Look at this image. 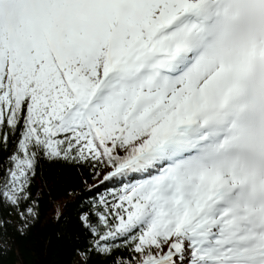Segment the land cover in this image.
<instances>
[{"label":"snow or ice","instance_id":"snow-or-ice-1","mask_svg":"<svg viewBox=\"0 0 264 264\" xmlns=\"http://www.w3.org/2000/svg\"><path fill=\"white\" fill-rule=\"evenodd\" d=\"M41 162L79 264H264V0H0V254Z\"/></svg>","mask_w":264,"mask_h":264},{"label":"trees","instance_id":"trees-1","mask_svg":"<svg viewBox=\"0 0 264 264\" xmlns=\"http://www.w3.org/2000/svg\"><path fill=\"white\" fill-rule=\"evenodd\" d=\"M41 171L33 188L40 201L39 220L26 236L10 229V250L0 254V264H79L73 247L80 234L76 193L83 187L82 177L61 163L41 162ZM11 220L16 225L15 215Z\"/></svg>","mask_w":264,"mask_h":264}]
</instances>
